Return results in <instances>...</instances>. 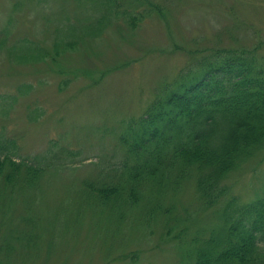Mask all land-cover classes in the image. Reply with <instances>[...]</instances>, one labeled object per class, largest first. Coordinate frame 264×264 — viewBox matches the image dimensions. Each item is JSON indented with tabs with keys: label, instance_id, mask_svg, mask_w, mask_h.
<instances>
[{
	"label": "rangeland",
	"instance_id": "1",
	"mask_svg": "<svg viewBox=\"0 0 264 264\" xmlns=\"http://www.w3.org/2000/svg\"><path fill=\"white\" fill-rule=\"evenodd\" d=\"M115 3L117 15L91 0H0V157L24 161L22 176L26 164L41 169L17 184L4 182L9 165L0 172V264H192L188 242L223 224V202L244 209L264 196V146L225 174L207 209L195 174L152 212L149 200L131 206L118 229L87 194L159 88L207 57H237L229 49L264 66V0ZM71 24L73 37L54 38ZM23 39L41 54L19 58Z\"/></svg>",
	"mask_w": 264,
	"mask_h": 264
},
{
	"label": "trees",
	"instance_id": "2",
	"mask_svg": "<svg viewBox=\"0 0 264 264\" xmlns=\"http://www.w3.org/2000/svg\"><path fill=\"white\" fill-rule=\"evenodd\" d=\"M91 1L100 3V9L118 13L115 0ZM131 16L134 25L136 17ZM108 17L105 12L101 22ZM84 27L91 29L88 24ZM76 30L71 24L70 32L54 38L68 39ZM22 41L13 46L18 47L19 58L41 54L36 44L32 47L28 39ZM225 51L237 57H207L191 75L159 88L144 114L129 120L119 136L121 159L102 170V178L85 181L84 185L89 181L84 187L90 191L87 194H94L99 205L115 213L116 229L125 222L122 219L131 206L149 200L147 213L152 212L160 197L176 191L192 174L203 208L214 206L227 191L221 184L225 174L262 152L264 66L248 50ZM23 163L0 157V172L9 165L5 184L28 183L41 174L40 165L26 164L20 175ZM221 216L223 224L188 242L192 264H264V196L244 209L223 202ZM177 241L181 243L178 237Z\"/></svg>",
	"mask_w": 264,
	"mask_h": 264
}]
</instances>
